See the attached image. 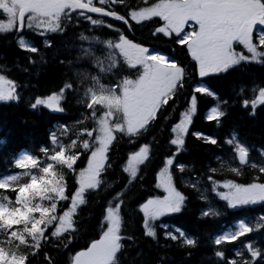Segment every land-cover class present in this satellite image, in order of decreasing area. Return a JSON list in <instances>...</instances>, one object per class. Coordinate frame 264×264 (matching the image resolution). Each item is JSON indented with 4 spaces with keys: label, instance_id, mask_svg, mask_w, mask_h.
<instances>
[{
    "label": "trees",
    "instance_id": "trees-1",
    "mask_svg": "<svg viewBox=\"0 0 264 264\" xmlns=\"http://www.w3.org/2000/svg\"><path fill=\"white\" fill-rule=\"evenodd\" d=\"M156 1L161 0H154ZM10 2L11 0H0V20L5 17L2 5ZM140 3L141 0H115L110 7L117 13L127 15L129 9L137 7ZM158 23V20L138 23L133 31H128L120 21L106 16H96L94 22H90L84 16L71 13L70 9H64L59 13L36 9L25 19L24 31H18L17 26L9 30H0V74L10 82L14 92L13 96L0 99V179L14 175L8 178L7 183L0 185V211L6 209L4 215L0 217V237L5 234L4 230L11 233L7 241L0 240V253H3L0 256V264H48L49 258L52 264H71L69 253L78 251L97 236L101 211L106 201L126 182L127 178L120 172V164L128 150L129 141L134 137L118 135L112 146L111 167L104 172L99 190L84 193L87 203L78 209L77 231L72 233L73 242L69 247L65 249L66 237L62 238L65 240L62 244L60 239L49 236L47 241L40 243L37 252L27 261L20 256V252H29V246L25 244L23 233L11 230L29 226L34 217L44 212L46 205L51 204L48 197L53 199L61 197V175L66 171L63 165L71 167L76 159L75 156L69 155L65 148V151H57L54 157L56 166L49 165L45 168L47 157L40 151L41 147L53 150L50 135L53 133L59 135L64 129H68V135L61 137L65 145L70 140L79 142V138L84 135L82 129L88 127L96 131L98 118L105 112L100 104V107L90 112V104L76 87V69L79 66L83 67L84 64L78 56L77 34L94 32L101 37L120 35L118 31L105 26L112 24L115 29H122L131 37V41H136L135 45H148L153 49L168 52L180 60L186 68V78L185 88L176 92V102L184 107L193 71L191 62L185 50L175 45L172 40L153 35ZM21 34L30 42L31 47L39 49L38 53L33 54L21 49L17 42ZM46 41H50L52 46L47 47ZM118 64L119 67L108 75L110 82H115L119 77L132 78L139 73L137 67L128 65L126 67L122 61ZM85 65L90 68L88 63ZM65 83L70 84L71 89L61 103L62 112L34 110L30 107L36 95H43L54 88L58 89ZM206 83L207 87L217 93L218 98L215 100L210 97L200 98L199 114L195 117L192 127L196 131L219 137V143L211 147L188 136L184 150L177 157V162L186 165L183 177L175 171L176 186L186 195L187 200L179 214L162 218V222L169 225V231H172L173 227H178L189 239L194 238L195 246L183 244L182 239L165 240L158 224L155 227L156 239L144 235L140 218L134 211L136 200L133 198L140 191L141 184V181L137 180L125 197L129 202L125 206L123 231L130 239L123 241V248L118 256L119 264H228L229 259L235 261L249 259L246 247L249 243L260 250V256L255 264H264V220L261 219L264 217V202L229 208L215 196L212 184L202 179L208 166L219 169L215 174L217 180H234L242 185L249 184L253 177L258 175V170L252 165L264 163L262 155L264 105L256 109L255 115H249L251 109L246 110L240 106L242 98L240 90L243 86L242 95L252 98L254 86H264V63L241 62L227 74L210 78ZM17 93L19 102L15 100ZM225 100L227 103H224ZM212 107L227 113L218 128L204 121V115ZM170 112L171 109L161 110L159 117L146 130L140 131L138 136L139 143L151 145V158L142 169L143 184L147 187L151 186L154 172L162 158L174 150L168 144V128L172 120L166 117H169ZM233 133L236 134L233 141L243 144L248 149L246 163L243 165L238 164L232 148L224 142L225 138L232 136ZM94 145L95 140L92 147ZM20 155H24L25 158L39 156L41 167L30 169L14 167V162ZM232 168H236L241 175L237 176L231 171ZM181 179L195 187H185L181 184ZM29 180L37 181L38 186L28 187ZM68 181V189H72L75 184L71 176L68 177ZM21 186L27 188L26 195L21 193ZM37 192L40 194L37 195ZM25 205L28 208L39 207L40 212H26ZM59 207L63 209L68 205H62L60 202ZM205 211L208 212V216L201 218ZM47 212L50 214L51 208H48ZM20 213H26L27 219L21 221ZM236 224L247 226L252 231L234 242H229L233 235L241 231L240 228L238 232H233L229 239L225 238L223 242L217 244L216 241L222 237L221 234L227 229L235 228ZM48 232H51V229ZM32 235L35 236V233ZM18 244L22 247L17 248ZM218 252L222 253L223 259L217 256Z\"/></svg>",
    "mask_w": 264,
    "mask_h": 264
},
{
    "label": "snow or ice",
    "instance_id": "snow-or-ice-1",
    "mask_svg": "<svg viewBox=\"0 0 264 264\" xmlns=\"http://www.w3.org/2000/svg\"><path fill=\"white\" fill-rule=\"evenodd\" d=\"M113 3L115 0H82L83 6H81L74 0H67L57 7L58 9H70L71 13L84 16L90 22H94L96 16H108L111 19L119 20L128 31H133L134 26L138 23L158 20L159 23L156 24L157 27L154 29L153 35L170 39L175 45L185 50L193 71L191 82L187 87L188 94L185 98V105L181 107L179 102H176V92L178 89L185 88L186 68L184 64L168 52L153 49L148 45H139L148 57L149 63H151L152 57H162L168 67L161 68L153 65L146 70L135 84L133 95L127 94V89H125L121 100L130 125L128 132L135 133L137 129L145 130L159 117L161 110L171 109L169 117L166 119L172 120L168 128V144L174 150L162 158L154 172L151 186L147 187L143 184L142 169L151 158V145L139 143L138 135L129 141L128 150L124 153L120 164V172L127 178L126 182L106 201L101 211L97 236L78 251L69 253L71 264H79L78 258L91 254L97 246L103 245L108 240L113 232V220H115L116 229L113 257L119 256L118 249L121 248L123 241L130 239L123 231L125 206L129 202L125 197L137 180L141 181V184L140 191L133 198L136 200L134 211L140 218L144 235L156 239L155 227L158 224L165 240L182 239L186 245L193 244L191 239H187L186 233L182 229L173 227V230L169 231V225L163 223L162 218L179 214L186 201V195L175 184L174 173L180 170L181 164L177 162V157L184 150L188 136L211 147H215L219 143V137L196 131L192 127L195 117L199 114L200 98L210 97L213 100L218 98L217 93L207 87L206 82L210 78L227 74L241 62L264 63V59H262L264 58V30L256 34L252 26L253 21L264 25V15L257 14L264 10V0H178L163 10L164 17L174 18V21L178 22V27L174 29L167 27L168 21L161 15L149 14L138 18V13L153 8L154 0H141L140 5L129 9L127 15L115 12L110 7ZM245 23L247 24L246 30L242 28ZM105 26L118 31L124 40H130L122 29H115L112 24ZM17 30L24 31L23 23ZM53 30H55L54 26ZM130 43L136 44V41L130 40ZM19 44L24 51L33 54L39 52V49L35 47L29 48L23 40ZM45 45L52 46L50 41H46ZM238 47L241 48L240 51H237ZM70 89L71 85L65 83L58 89L54 88L43 95H36L30 107L34 110L46 109L50 112H62L61 103ZM243 91L242 86L240 106L246 110L251 109L249 115H255L256 109L264 105V86H254L252 98L244 97ZM117 95L120 93L118 92ZM136 95H143L147 106V114L140 123H136ZM15 100L19 102L18 93L15 95ZM224 103L227 101L225 100ZM98 107L100 105L93 102L89 105V111H95ZM226 115V112L212 107L204 115V121L214 124L218 128L220 121ZM102 131H104L103 128ZM108 131L111 135L110 142L105 145L106 137L102 136L99 144L82 152L79 158H76L72 163L77 181L72 189L66 191L61 200L62 205H67L66 201L74 203L73 197L81 192L99 190L98 185L103 181L104 172L111 167L112 146L116 142V139L113 138V130L108 129ZM89 134H96L95 129ZM235 136L236 134L233 133L232 136L226 137L224 142L230 144ZM97 156L100 157L99 165L91 169L94 179L90 184L82 187L79 177L81 173L90 170V166ZM209 182L212 184L215 196L225 202L229 208L264 202V168L258 169V175L246 185L239 184L234 180H217L215 174L210 175ZM77 185L79 191L76 190ZM254 190L256 194H249ZM137 197L139 198L137 199ZM251 231V228L243 225L242 231L233 235L229 242H234L240 236ZM223 239L225 238L223 237ZM216 243L220 244L221 238ZM69 245L65 244V249ZM246 247L249 259H245L244 264H248L249 260L255 264L260 256V250L252 247L251 243ZM238 255L240 254L238 253ZM217 256L223 259L222 253L218 252ZM85 264H93V262L85 261ZM228 264H235V260L229 259Z\"/></svg>",
    "mask_w": 264,
    "mask_h": 264
},
{
    "label": "rangeland",
    "instance_id": "rangeland-1",
    "mask_svg": "<svg viewBox=\"0 0 264 264\" xmlns=\"http://www.w3.org/2000/svg\"><path fill=\"white\" fill-rule=\"evenodd\" d=\"M178 2V0H171L168 2H154V6L151 9L144 10L138 13V18H143L149 14L161 15L162 18L168 21V28L178 27V22L163 16V10L170 5ZM6 4V3H5ZM140 5V4H139ZM6 12V18L0 20V30H9L17 22L18 10L21 7L17 5L15 0H11L10 4L2 5ZM1 8V6H0ZM257 14H263V11H259ZM41 15V14H36ZM47 18V17H46ZM47 25L46 23H44ZM254 27V32L259 34L260 31L264 30V25H260L257 21L252 22ZM246 30L247 24L242 26ZM167 28L165 29V31ZM78 38V51L79 57L82 59L83 67L76 69V87L81 92L86 102L91 104L96 102L102 105L105 112L98 118V126L96 130V138L94 147L101 142V137H106L104 143L105 145L110 142L111 135L108 129H113L121 127L122 125L126 127L130 126L128 123V116L123 108L121 97L125 94V89H127V94L133 95V90L135 84L140 80L141 76L146 70L151 68L153 65L156 66H168L162 57H152L151 63L148 62V57L145 55L143 50L135 44L130 43L128 40H124L120 35L115 37H100L96 33H86L77 34ZM28 46L29 42L24 38H20ZM241 48H237L240 51ZM124 62L130 67L139 68V73L132 78H123L119 87H113L115 82H110L108 79V71L112 69L114 63ZM88 63V65H85ZM95 63V67H93ZM85 65V66H84ZM102 67L105 71H97L98 68ZM93 74L96 75V79L93 80ZM120 95H117V93ZM13 95V86L10 82L0 74V99H7ZM136 112L137 119L136 123L143 121L144 116L147 114V106L143 95H136ZM102 128L104 131H102ZM24 155H20L19 159H24ZM100 157L94 158L90 170L88 172L81 173L79 181L82 187L87 186L94 179V173L91 169L96 168L99 165ZM14 176V175H12ZM1 179L0 181H3ZM77 180V177H76ZM249 194H256V191H252ZM78 196L73 197L74 200L78 199ZM113 232L110 234L108 240L103 244L97 246V248L89 255L78 258L79 264H85V261H91L93 264H111L113 258V252L115 250V220H113ZM237 225V224H236ZM241 228V224H238L233 230L227 229L221 235L225 238H230L232 233L238 232Z\"/></svg>",
    "mask_w": 264,
    "mask_h": 264
},
{
    "label": "clouds",
    "instance_id": "clouds-1",
    "mask_svg": "<svg viewBox=\"0 0 264 264\" xmlns=\"http://www.w3.org/2000/svg\"><path fill=\"white\" fill-rule=\"evenodd\" d=\"M129 39H131V37H129ZM93 67H95V63H93ZM119 67L118 63H114L112 66V69H109L108 71H114L115 68ZM127 67V65H126ZM97 71H105V69H103L102 67L98 68ZM92 79L95 80L96 79V75L93 74ZM123 79V77H119L116 78V83L113 84V87H117L120 83V81ZM63 128V125L61 126ZM94 128H84L82 129V132L84 133L82 138H79V142L78 140H70V142L67 143V145H65V143L62 141L61 137H66L68 135V129H64V131L62 133H60L59 135L53 133L50 135L49 140L52 143L53 150H49V148L46 147H41L40 151L44 154L45 157H47V161L46 164L44 165V167L46 168L47 166L51 165V166H56V162L54 161V157L57 154V151H65V148H67L68 154L71 156H75L76 158H79V156L81 155L82 152H85L87 149L89 148H93L92 147V142L95 140L96 138V134H92L90 135L89 133H91L93 131ZM113 133H114V139H117V136H121V137H135V136H139L140 133V129H137L135 133H129L126 129L125 126H121L119 128H116L115 126H113ZM146 130V129H145ZM233 151L234 154V159L238 162L239 165H243L246 163V157L248 155V149L241 143H235L233 140L230 144H228ZM264 155V154H262ZM40 161V157L39 156H27L24 159H19L17 161L14 162V167L18 168V169H30L32 167H36V168H40L41 165L39 163ZM252 167L256 168L257 170L260 168H264V163L261 164H254L252 165ZM63 168L66 170L63 172V174L61 175V189H62V193H61V197H56L55 199H53V197H48V199L51 201L50 205H46L45 206V211L44 212H40L39 207L36 208H28L27 205H25L26 208V212H40V214L38 216L34 217L33 222L29 225V226H25V227H21L19 229H12V232L15 231H20L21 233L24 234V241L25 244L29 246V252L25 253V252H20V256L27 261L30 256L32 254H35L40 246V243H42L43 241H47L49 239V236L56 238V239H60L61 243L64 244L65 240L62 239L64 237H66V244H71L73 242V236L72 233L77 231V222H76V217L78 215V209L83 206L86 205L87 200L85 198V195L83 192H81L78 196L77 200H74L75 202H67L68 207L67 208H63L61 209L59 207V204L62 200V198L64 197L66 191L68 190V177L71 176L72 177V181L74 184H76V175H74V169L73 166L71 165V167H69L67 164L63 165ZM186 165L181 163V167L179 172V175L181 177H183L184 171H185ZM219 171V169L217 167H212V166H208L206 172L203 174L202 179L205 182H209V177L211 174H216ZM232 172H235L237 176H240L241 173L237 171L236 168H232L231 169ZM174 180H175V184H176V174L174 173ZM8 182V178L5 177L3 181H0V185L5 184ZM103 183V181L101 182V184ZM100 184V185H101ZM181 184L184 185L185 187H195V185H191L189 184L187 181L181 179ZM100 185H98V187H100ZM38 186V182L35 180H29L28 181V187H36ZM6 190V189H5ZM76 190L79 191V186L77 185ZM212 191H213V187H212ZM21 193H24L25 195L27 194V188H25L24 186H21ZM214 193V192H213ZM40 193L37 192V195H39ZM187 200V197H186ZM37 204L39 205V202H37ZM51 208V213L49 214L47 212V209ZM183 210V209H182ZM181 210V211H182ZM6 211V209L4 210ZM4 211H0V217H2L4 215ZM17 211H19L17 209ZM51 216V218H48V216ZM208 216V212L205 211L201 214V218L203 217H207ZM20 219L21 221L26 220L27 219V215L26 213H20ZM262 220H264V217H261ZM43 224V227H41V225ZM242 226L241 225V231H242ZM259 226V225H257ZM51 229V232H48V230ZM48 233V235H45V233ZM4 235L2 237H0V240H4L7 241L8 236L11 234L8 230H4ZM35 233V236H33L32 234ZM187 239H189L187 237ZM193 241L192 246H195V239L192 238L191 239ZM223 237H221V242H223ZM183 244L184 241H183ZM34 245V246H33ZM186 245V244H185ZM17 248L22 247L21 245H17ZM123 248V245H121V248L118 249V251L120 252V250ZM3 253H0V256H2ZM47 256V254H45ZM48 264H52V261L49 260ZM112 264H119V260L118 257H113L112 260ZM235 264H244L243 260H236ZM248 264H252V262L249 260Z\"/></svg>",
    "mask_w": 264,
    "mask_h": 264
},
{
    "label": "water",
    "instance_id": "water-1",
    "mask_svg": "<svg viewBox=\"0 0 264 264\" xmlns=\"http://www.w3.org/2000/svg\"><path fill=\"white\" fill-rule=\"evenodd\" d=\"M21 2V7H20V15H19V21H22V19L28 14V12L38 3L34 10L38 9V10H42V11H51L53 12L54 10H58V5L61 3H65L67 2V0H65V2L63 0H61V3H59V0H20ZM74 2L79 3L77 0H74ZM81 6H83L81 4ZM22 8V9H21ZM162 68V67H161Z\"/></svg>",
    "mask_w": 264,
    "mask_h": 264
}]
</instances>
